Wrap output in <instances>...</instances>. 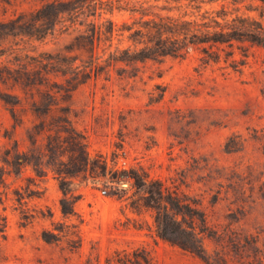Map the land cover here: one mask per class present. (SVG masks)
<instances>
[{
    "label": "rangeland",
    "instance_id": "374dc122",
    "mask_svg": "<svg viewBox=\"0 0 264 264\" xmlns=\"http://www.w3.org/2000/svg\"><path fill=\"white\" fill-rule=\"evenodd\" d=\"M246 3L240 7L248 13ZM41 4L0 0V22ZM103 17L116 28L132 20L117 9ZM68 25L60 21L43 37L0 34V74L21 60L51 59L73 67L66 76L47 74L63 83L80 77L92 57L103 63L109 52L129 45L127 32L115 31L92 50L83 36L88 27ZM244 51L235 50L236 70L223 59L204 63L195 47L182 57L139 62L135 75L118 62L92 73L67 102L55 88L50 98L39 86L31 96L40 106L55 103L46 117L29 109V98L13 82L0 81L2 91L21 96L16 126L0 100V214L6 220L0 264H107L114 251L134 249H146L156 264H264V47L246 43ZM62 115L84 135L87 162L80 150H70L65 133L49 151V131L32 129L44 118L54 133ZM14 151L26 159L19 173L3 162ZM77 169L67 187L79 199L67 216L57 171ZM134 173L159 181L165 195L188 205L171 208L187 230L198 231L197 210L203 215L207 261L158 235L157 186L139 184ZM44 230L57 239L45 241Z\"/></svg>",
    "mask_w": 264,
    "mask_h": 264
},
{
    "label": "trees",
    "instance_id": "16d2710c",
    "mask_svg": "<svg viewBox=\"0 0 264 264\" xmlns=\"http://www.w3.org/2000/svg\"><path fill=\"white\" fill-rule=\"evenodd\" d=\"M42 4L33 11L20 13L6 22H0L1 35L22 34L43 37L53 30L58 22L67 20L68 26L76 27L85 25L88 27L86 41L93 50L95 42L111 41L115 31L127 32L129 45L125 48H116L109 52L103 59L98 57L90 59L89 67L84 69L80 77L65 78L63 83L50 82L47 74L50 71L59 72L66 76L68 70L65 65H59L51 59L29 62L21 60L15 67L5 65V74H0L2 83L11 81L17 89L29 98V109L35 114L46 117L52 111L55 104L53 99L42 106L31 96L39 86L46 88V95L53 96V92H61L67 102L71 93L82 83L90 78L91 74L114 66L118 62L129 65L133 69L132 75L137 73V63L147 60L161 61L165 57H182L191 48H199L203 54L204 63H218L222 59L229 62L233 69L241 64L234 57L238 49L246 56L245 44L264 47V0H41ZM244 5L248 13L242 12L240 4ZM126 10L131 13L132 20L122 22L116 28V23L107 17L105 13L113 10ZM254 14H250V13ZM224 46L230 49L225 51ZM91 50V51H92ZM224 52L222 56L221 52ZM69 66V65H68ZM93 68H96L93 70ZM55 88L53 92H50ZM0 100L7 105L8 112L17 125V107L21 96L19 93L4 92L0 89ZM42 114V115H41ZM35 134L47 132L48 150L58 147L62 132L65 133L66 142L70 150H80L82 160L88 161L85 150V137L70 122L66 115L60 117V124L56 125L57 131L50 132L46 127L44 118L35 123L32 129ZM17 144V143H16ZM3 162L19 173L21 165L26 162L18 151L7 152ZM101 167V166H100ZM76 171H57L62 197L60 199L61 211L70 216L75 213V203L79 195H75L67 187L69 178L76 175ZM5 169L0 167V182L4 181ZM139 184L150 182L157 186L158 210L155 216L158 235L173 244L187 249L207 261L202 245L201 233H204L205 221L203 215L197 210L202 227L198 231L187 230L182 222L171 212V208H179L183 211L188 205L174 201L170 195H165L159 181H147L135 173L130 175ZM173 206V207H172ZM6 220L0 214V240L4 237ZM42 238L51 242L57 239L53 232L44 230ZM107 264H156L153 257L146 249H134L131 252L114 251L107 257Z\"/></svg>",
    "mask_w": 264,
    "mask_h": 264
},
{
    "label": "built area",
    "instance_id": "2783aa9c",
    "mask_svg": "<svg viewBox=\"0 0 264 264\" xmlns=\"http://www.w3.org/2000/svg\"><path fill=\"white\" fill-rule=\"evenodd\" d=\"M102 192L104 193L105 191L103 190Z\"/></svg>",
    "mask_w": 264,
    "mask_h": 264
}]
</instances>
